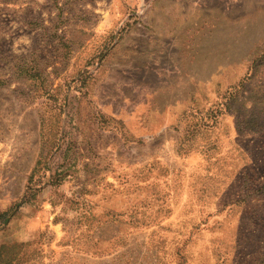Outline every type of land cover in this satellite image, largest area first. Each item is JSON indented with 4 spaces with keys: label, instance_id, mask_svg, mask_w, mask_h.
<instances>
[{
    "label": "rangeland",
    "instance_id": "rangeland-1",
    "mask_svg": "<svg viewBox=\"0 0 264 264\" xmlns=\"http://www.w3.org/2000/svg\"><path fill=\"white\" fill-rule=\"evenodd\" d=\"M0 264H264V0H0Z\"/></svg>",
    "mask_w": 264,
    "mask_h": 264
},
{
    "label": "trees",
    "instance_id": "trees-1",
    "mask_svg": "<svg viewBox=\"0 0 264 264\" xmlns=\"http://www.w3.org/2000/svg\"><path fill=\"white\" fill-rule=\"evenodd\" d=\"M5 214H2L1 216H4ZM5 220H7V219H5Z\"/></svg>",
    "mask_w": 264,
    "mask_h": 264
}]
</instances>
